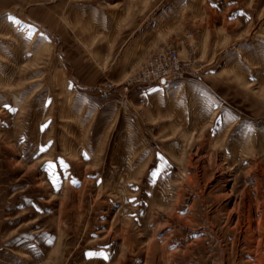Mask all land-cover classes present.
<instances>
[{
    "label": "rangeland",
    "instance_id": "1",
    "mask_svg": "<svg viewBox=\"0 0 264 264\" xmlns=\"http://www.w3.org/2000/svg\"><path fill=\"white\" fill-rule=\"evenodd\" d=\"M0 264H264V0H4Z\"/></svg>",
    "mask_w": 264,
    "mask_h": 264
},
{
    "label": "built area",
    "instance_id": "2",
    "mask_svg": "<svg viewBox=\"0 0 264 264\" xmlns=\"http://www.w3.org/2000/svg\"><path fill=\"white\" fill-rule=\"evenodd\" d=\"M163 60L164 61H167V60H169V61H171V62H174V63H177V61H178V54H177V52H170L169 54H168V56H166V55H164V57H163ZM166 68L164 69V72H166ZM165 75V74H164ZM163 75V76H164Z\"/></svg>",
    "mask_w": 264,
    "mask_h": 264
},
{
    "label": "crops",
    "instance_id": "3",
    "mask_svg": "<svg viewBox=\"0 0 264 264\" xmlns=\"http://www.w3.org/2000/svg\"><path fill=\"white\" fill-rule=\"evenodd\" d=\"M4 7V0H0V8Z\"/></svg>",
    "mask_w": 264,
    "mask_h": 264
},
{
    "label": "snow or ice",
    "instance_id": "4",
    "mask_svg": "<svg viewBox=\"0 0 264 264\" xmlns=\"http://www.w3.org/2000/svg\"><path fill=\"white\" fill-rule=\"evenodd\" d=\"M10 19H11V17H10ZM41 151H43V149H41Z\"/></svg>",
    "mask_w": 264,
    "mask_h": 264
}]
</instances>
